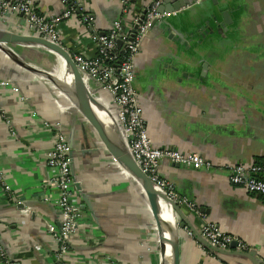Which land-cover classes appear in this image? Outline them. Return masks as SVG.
Here are the masks:
<instances>
[{"label":"crops","instance_id":"obj_1","mask_svg":"<svg viewBox=\"0 0 264 264\" xmlns=\"http://www.w3.org/2000/svg\"><path fill=\"white\" fill-rule=\"evenodd\" d=\"M77 1L94 15L100 31L111 30L116 20L132 21L142 8L135 4L124 15L120 0ZM218 1H192L165 17L170 27L161 21L151 29L135 59V87L155 147L196 152L213 163L191 169L164 159L162 177L209 221L246 241L264 264V196L249 194L230 179L231 165L264 164V0ZM36 6L48 16L65 8L61 0H38ZM8 19L10 29H26L22 15ZM61 32L70 53L97 55L80 16L65 20ZM16 49L43 69L63 71V63L53 67V53ZM0 76H10L27 97L9 87L0 90V172L13 197L23 201L10 199L0 184V241L11 258L17 264H160V231L149 197L105 148L95 127L53 82L1 51ZM58 119L76 148L73 168L85 207L80 233L61 262L47 229L48 223L60 224V209L58 191L48 183L46 154L54 138L45 122ZM183 209L191 227L180 228V264H253L201 246L188 232H200L201 223Z\"/></svg>","mask_w":264,"mask_h":264},{"label":"built area","instance_id":"obj_2","mask_svg":"<svg viewBox=\"0 0 264 264\" xmlns=\"http://www.w3.org/2000/svg\"><path fill=\"white\" fill-rule=\"evenodd\" d=\"M37 1L0 0V18H8L13 14L22 15L26 22L24 31L63 46L61 25L65 20L79 15L90 27V35L96 45L97 55L89 57L71 53L72 58L90 88L97 91L94 97L114 110L129 152L136 163L168 197L197 217L201 223V235L212 245L228 250L233 243H236L237 249L241 251L251 250V246L246 241L227 233L217 223L209 221L204 211L193 200L180 195L174 185L160 173V163L164 159L191 169L213 167V163L204 159L199 153L155 147L149 137L144 110L139 102L140 94L135 87L137 77L135 59L141 52L154 22L169 15L159 12L163 0H120L124 15L128 14L135 4L141 5L142 8L132 21L116 20L112 29L104 33L94 27V15L88 13L80 1L61 0L65 9L59 15L51 16L39 11L36 6ZM8 30L17 32L18 29ZM119 41L122 42L121 46L118 45ZM7 87L15 93H21L13 79L0 76V90ZM21 98L27 99L23 93ZM45 124L53 132L54 138L53 146L46 154L47 167L51 170L48 183L58 191L55 202L60 209V224L48 223L47 229L57 244L55 258L61 262L68 257L74 239L80 233L81 224L85 221V207L79 201L77 181L72 173V148L64 121L58 119L46 121ZM230 169H232L230 179L233 184L241 185L249 194L264 196V165L235 164L231 165ZM0 184L3 185L10 199L16 200L17 204H23V201L13 197L11 187L6 185L2 172H0ZM188 232L193 235L191 230L188 229ZM87 233V230L82 232V239L90 238L87 237ZM0 263L17 264L1 241Z\"/></svg>","mask_w":264,"mask_h":264},{"label":"water","instance_id":"obj_3","mask_svg":"<svg viewBox=\"0 0 264 264\" xmlns=\"http://www.w3.org/2000/svg\"><path fill=\"white\" fill-rule=\"evenodd\" d=\"M198 1V0H192ZM190 0H163L162 5L159 7L160 13H168L172 15L173 12H177L182 7H189L192 5ZM204 1V0H202ZM215 3H219L218 0H213ZM65 9V8H64ZM226 13V12H225ZM227 14V13H226ZM58 15V14H57ZM79 16V15H78ZM167 18V17H166ZM164 18L162 20H156L152 26V28L164 21V23L168 24L170 27L168 20ZM6 21V22H5ZM227 23H229V19H225ZM9 22L8 18H0V51L7 55V57L13 60L16 64L24 68L26 71L33 73L38 77H43L42 79L47 78L51 82L55 84V86L61 91L63 95H65L72 103L74 107H76L80 113L84 116V118L98 131L102 142L105 145V148L111 153V155L115 158V160L128 172L130 173L141 185V187L146 192L147 196L149 197L150 204L152 206V210L155 215V219L158 224V229L160 233V255L161 257L166 256L167 253V246L170 243L169 238L166 236V228L167 224L164 216V210L162 202L168 204L173 212L175 213L177 220V238L173 243L172 253L174 257V264H180V257H179V232L180 228L185 229L187 227H191L190 222L187 218V214L185 210L178 205L175 201H173L167 194L160 188H158L148 177L146 173L143 172L141 167L136 163L133 156L129 152L127 147L126 140L124 135L121 131L120 125L116 119V116L113 113V109L111 107H107L106 104L102 101H98L94 95H97V91L92 90L90 88L89 83L83 77L78 65L72 58L71 53L62 45L53 43L45 38L40 36H33L30 35L26 31L17 30V32L8 30L7 23ZM151 28V29H152ZM169 29V28H168ZM151 31V30H150ZM106 31H103V33ZM170 34L172 35L171 31ZM191 36L192 33H189ZM122 42L119 41L118 45L121 46ZM27 48V49H40L46 52L53 53L55 55L60 56L66 65V68L71 71L73 75V84H66L64 81L59 80L53 74H49L42 67L37 66L35 64L32 65V62L26 60L21 56L16 48ZM45 77V78H44ZM6 78H10V76H6ZM12 79V78H10ZM103 109L106 112H109L113 117L114 123H117V128L111 130V135L107 133V127L103 122L100 121L98 118L95 109ZM115 130H117L115 132ZM68 140L70 147L72 148L71 157H72V173L74 178L76 179L77 189L80 190V181L76 178L74 173V160H75V153L76 148L71 140L69 134ZM177 166H181L176 164ZM193 235L198 239L201 246L208 249L212 253L216 255H232L235 257L247 258L253 264H263V261L257 257V252L254 249L249 251H241L237 249L236 243H233L228 250L221 249L217 246L212 245L207 239H205L201 233L193 228L190 229ZM162 263V260L160 261Z\"/></svg>","mask_w":264,"mask_h":264},{"label":"bare ground","instance_id":"obj_4","mask_svg":"<svg viewBox=\"0 0 264 264\" xmlns=\"http://www.w3.org/2000/svg\"><path fill=\"white\" fill-rule=\"evenodd\" d=\"M58 57L61 59V61L63 62L64 65H63V71L60 72L59 74H56L55 77H57L61 81H64L66 84L72 85L73 84V75H72L71 71H69L66 68L64 60L60 56H58ZM95 111H96L98 118L100 119L101 122H103L105 124L107 129L112 130L116 126L115 128H117V130H118L117 123H114V121L112 119L113 116L109 112H106L105 110L99 109V108H96ZM113 113H114V110H113ZM117 130H115V132ZM162 205H163V210H164L163 218L165 219L166 224H167L166 236H167V238H169L170 243L167 246L166 256H164V257L162 256L161 260H162L163 264H174V257H173V253H172V248H173V243L177 238V225H176L177 224L176 223L177 218H176L175 213L173 212V210L171 209V207L168 204H166L165 202H162Z\"/></svg>","mask_w":264,"mask_h":264},{"label":"rangeland","instance_id":"obj_5","mask_svg":"<svg viewBox=\"0 0 264 264\" xmlns=\"http://www.w3.org/2000/svg\"><path fill=\"white\" fill-rule=\"evenodd\" d=\"M198 3L199 2H202V0H198L197 1ZM196 2V3H197ZM49 55H51V54H49ZM55 54H53V57H54V59L55 60H52L53 62H54V65H53V67H55V68H57V64H60V66L62 67V63L63 62H61V59L59 58V57H57L56 55L54 56ZM25 58V57H24ZM26 59V58H25ZM27 60V59H26ZM29 61V60H28ZM31 62V61H30ZM56 64V65H55ZM32 65H33V63H32ZM43 70H45L46 72H48L49 74H53L54 76L56 75V73L57 72H50L49 70H47V69H43ZM60 72V71H59Z\"/></svg>","mask_w":264,"mask_h":264},{"label":"trees","instance_id":"obj_6","mask_svg":"<svg viewBox=\"0 0 264 264\" xmlns=\"http://www.w3.org/2000/svg\"><path fill=\"white\" fill-rule=\"evenodd\" d=\"M260 165H264V164H260Z\"/></svg>","mask_w":264,"mask_h":264}]
</instances>
